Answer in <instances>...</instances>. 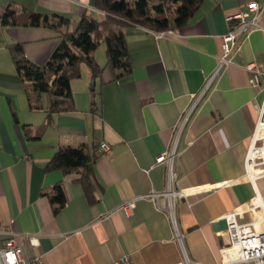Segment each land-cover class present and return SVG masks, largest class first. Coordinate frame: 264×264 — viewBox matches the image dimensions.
Wrapping results in <instances>:
<instances>
[{"label": "crops", "instance_id": "1", "mask_svg": "<svg viewBox=\"0 0 264 264\" xmlns=\"http://www.w3.org/2000/svg\"><path fill=\"white\" fill-rule=\"evenodd\" d=\"M252 1L205 0L186 26L164 35L128 29L131 72L118 78L107 55L95 52L94 89L93 69L81 64L71 82L75 109L49 121L46 110H30L8 47L21 43L30 61L44 65L59 37L45 28L4 27L0 19V249L13 235L25 257L42 264H113L123 255L135 264H231L225 217L260 202L246 159L264 90L250 85L245 66L264 71V30L238 40L231 64L181 130L180 124L192 96L217 70L228 18ZM8 7L73 20L100 17L94 0H0V18ZM177 136L173 169L185 197L176 203L174 225L140 196L166 190L168 166L156 160ZM81 146L98 155L89 196L81 175L47 171L60 148ZM56 185L67 196L57 213L44 195ZM257 186L264 193V184ZM134 199V214L126 216L121 207Z\"/></svg>", "mask_w": 264, "mask_h": 264}, {"label": "trees", "instance_id": "2", "mask_svg": "<svg viewBox=\"0 0 264 264\" xmlns=\"http://www.w3.org/2000/svg\"><path fill=\"white\" fill-rule=\"evenodd\" d=\"M205 0H94L100 18L84 15L78 20L56 14H36L8 7L1 16L4 27L45 28L59 37L57 48L44 65L30 61L24 45L8 47L17 74L24 87L29 108L46 110L47 120L54 114L75 109L71 82L80 77V66L98 70L94 53L106 44L109 65L124 77L132 70L126 32L141 27L155 33L178 30L186 26ZM44 98L46 105L44 106ZM98 155H91L86 146L62 147L47 166V171H60L65 176L81 175L88 196L92 192L91 175ZM55 213L63 209L67 196L62 185L44 192Z\"/></svg>", "mask_w": 264, "mask_h": 264}, {"label": "built area", "instance_id": "3", "mask_svg": "<svg viewBox=\"0 0 264 264\" xmlns=\"http://www.w3.org/2000/svg\"><path fill=\"white\" fill-rule=\"evenodd\" d=\"M261 0H253L246 9L242 10L236 16L228 18L230 23L229 32L222 36V55L218 56V67L215 74L208 78L202 92L192 96V102L183 115L180 124V130L186 125L195 111L198 102L203 98L209 90L216 76L231 64V56L237 47L238 40L243 36H248L254 29H261L260 17L263 12V7L260 4ZM170 32V31H169ZM164 35L165 32L157 33ZM245 69L250 73V85L256 89L264 90V71L261 66L249 64ZM258 114L257 125L252 137L251 145L246 159V171L249 174V167L256 169L257 174L252 179V183L256 187V198L260 196L261 202L254 204L253 201L247 204L240 210L232 212L225 217L227 224V233L230 237V245L225 248V251L231 256V264H264V193L258 191L257 184L263 181L264 184V135L258 137L257 131L264 128V100L260 106H256ZM176 137L174 148L163 152L158 156L156 162L158 164L166 163L168 166V176L166 190L162 193L153 192L151 194L140 196V199H149L153 201L156 208L164 213H167L172 222L175 224V207L176 203L185 197V192L176 188V177L174 174V163L176 157ZM100 149L103 154L110 151V146L107 143H102ZM254 152V154H253ZM139 199V198H137ZM125 202L121 210L126 216H132L136 208V200ZM263 211V214L260 212ZM248 218V220H247ZM27 241L31 245H36L35 238H28ZM0 264H42L39 258H26L24 255L23 245L19 244L15 236H10L5 246L0 249ZM113 264H135L132 257L123 255ZM183 264V263H179ZM192 264V263H188ZM201 264V263H193Z\"/></svg>", "mask_w": 264, "mask_h": 264}, {"label": "rangeland", "instance_id": "4", "mask_svg": "<svg viewBox=\"0 0 264 264\" xmlns=\"http://www.w3.org/2000/svg\"><path fill=\"white\" fill-rule=\"evenodd\" d=\"M97 18H100V17H98V16H96ZM96 53H97V55L98 56H106V44L105 43H102L101 45H100V47H99V49L96 51ZM12 58V57H11ZM253 172L255 173V174H257V172H256V170L254 169L253 170ZM263 183V181L262 182H259V185L260 184H262ZM247 220H248V218H247Z\"/></svg>", "mask_w": 264, "mask_h": 264}, {"label": "bare ground", "instance_id": "5", "mask_svg": "<svg viewBox=\"0 0 264 264\" xmlns=\"http://www.w3.org/2000/svg\"><path fill=\"white\" fill-rule=\"evenodd\" d=\"M257 135H258V137L261 136V135H264V128H263V129L260 128V129L257 131ZM253 154H254V152H253ZM249 169H250V172H251V169H253V168L250 166ZM255 170H256V169H255ZM259 198H260V196H259ZM260 202H261V198H260ZM260 214H263V211L260 212Z\"/></svg>", "mask_w": 264, "mask_h": 264}, {"label": "water", "instance_id": "6", "mask_svg": "<svg viewBox=\"0 0 264 264\" xmlns=\"http://www.w3.org/2000/svg\"><path fill=\"white\" fill-rule=\"evenodd\" d=\"M93 73H94V75H93L92 81H91V89H94L97 71L96 70H93Z\"/></svg>", "mask_w": 264, "mask_h": 264}]
</instances>
